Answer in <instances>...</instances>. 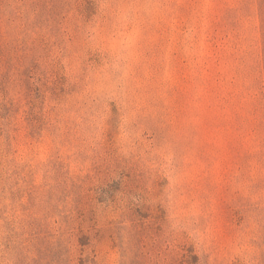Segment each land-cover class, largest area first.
Returning <instances> with one entry per match:
<instances>
[{
	"label": "rangeland",
	"instance_id": "rangeland-1",
	"mask_svg": "<svg viewBox=\"0 0 264 264\" xmlns=\"http://www.w3.org/2000/svg\"><path fill=\"white\" fill-rule=\"evenodd\" d=\"M0 264H264V0H0Z\"/></svg>",
	"mask_w": 264,
	"mask_h": 264
}]
</instances>
